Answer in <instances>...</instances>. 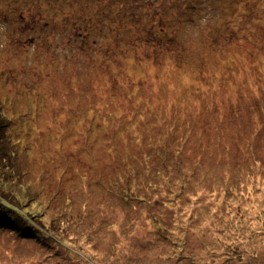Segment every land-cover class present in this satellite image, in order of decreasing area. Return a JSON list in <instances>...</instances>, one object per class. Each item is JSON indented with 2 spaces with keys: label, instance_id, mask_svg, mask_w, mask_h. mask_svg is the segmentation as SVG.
<instances>
[{
  "label": "rangeland",
  "instance_id": "374dc122",
  "mask_svg": "<svg viewBox=\"0 0 264 264\" xmlns=\"http://www.w3.org/2000/svg\"><path fill=\"white\" fill-rule=\"evenodd\" d=\"M3 116L0 264H264V0H0Z\"/></svg>",
  "mask_w": 264,
  "mask_h": 264
},
{
  "label": "trees",
  "instance_id": "16d2710c",
  "mask_svg": "<svg viewBox=\"0 0 264 264\" xmlns=\"http://www.w3.org/2000/svg\"><path fill=\"white\" fill-rule=\"evenodd\" d=\"M144 6L147 7V5ZM255 15V13L250 14L249 18L251 21L246 17L245 23L249 24L251 22L249 27L256 22ZM248 28L242 30H248ZM4 120V116L0 117V127H4L1 126L4 124ZM156 144L159 147L161 146V144L159 145V139H157ZM9 163L11 165H9L7 171H5L9 173L5 176H0V230L9 231L11 233L9 235L11 236L19 234L21 238H26L24 235L25 230L31 232V229L36 227L38 232H42L43 229H39L42 222L40 220L41 214L35 210L36 207L40 209V200H45L46 198L41 194V190H33L29 186H26L25 183L21 182L24 179V172L15 166L16 164L12 158ZM139 173L144 174V169H141ZM154 173H157L154 175V178L147 177L148 179L145 183H149L148 187L151 186L153 188L154 185L159 182L158 173L160 172L157 171ZM10 226L15 227L12 228Z\"/></svg>",
  "mask_w": 264,
  "mask_h": 264
}]
</instances>
